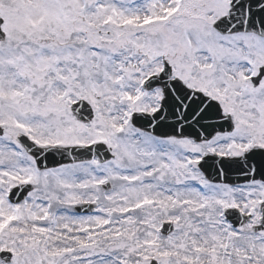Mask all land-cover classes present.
Returning a JSON list of instances; mask_svg holds the SVG:
<instances>
[{"label": "snow or ice", "instance_id": "snow-or-ice-1", "mask_svg": "<svg viewBox=\"0 0 264 264\" xmlns=\"http://www.w3.org/2000/svg\"><path fill=\"white\" fill-rule=\"evenodd\" d=\"M0 264H264V0H0Z\"/></svg>", "mask_w": 264, "mask_h": 264}]
</instances>
